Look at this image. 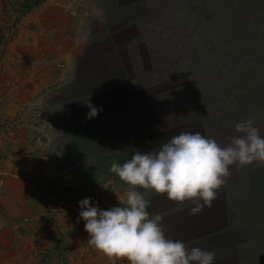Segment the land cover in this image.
Wrapping results in <instances>:
<instances>
[{
	"label": "crops",
	"instance_id": "crops-1",
	"mask_svg": "<svg viewBox=\"0 0 264 264\" xmlns=\"http://www.w3.org/2000/svg\"><path fill=\"white\" fill-rule=\"evenodd\" d=\"M55 6L42 3L16 23L0 61V123H9V135L0 132V172L12 177L24 173L30 181L28 188L19 189L14 182L13 198L7 194L2 199L0 239L11 235L13 245L4 252L8 246L1 243L0 264L20 258L27 264L37 250L31 231L47 238L43 250L51 264H127L109 260L88 243L79 202L90 197L101 210L119 206L128 186L109 171L111 163L122 165L136 150L156 151L174 135L152 145L143 125L117 122L127 107L122 99L111 101L112 92H104L120 83L119 77L128 71L117 64L122 60L115 53V40L99 22H78ZM100 40L107 43L105 51V46L98 48ZM5 81L12 86L7 92ZM87 100L102 109L92 119L86 118ZM41 114L50 125L47 144L34 142L33 127ZM221 194L219 189L211 206L196 215L190 214L191 201L176 203L151 191L145 198L150 215L162 216L166 238L218 254L229 247L226 240L231 237L227 201L219 198ZM13 216L25 217L33 229L28 224L7 233L10 227L5 222L14 220ZM17 239H25L27 245L22 247Z\"/></svg>",
	"mask_w": 264,
	"mask_h": 264
},
{
	"label": "rangeland",
	"instance_id": "rangeland-1",
	"mask_svg": "<svg viewBox=\"0 0 264 264\" xmlns=\"http://www.w3.org/2000/svg\"><path fill=\"white\" fill-rule=\"evenodd\" d=\"M42 3L60 6L59 9L78 22L88 19L94 25L99 22V27L103 25L106 28L112 40H115V53L122 60V62L117 61V64L121 67L126 66L128 70L125 77H119L120 83L104 91L112 92L109 96L111 101L118 102L122 99L127 107L121 111L123 114L119 115L121 117L119 119L122 120L118 119V115L115 116V120L118 119L117 122L131 120L133 125H143L142 129L151 136L152 145L162 144L163 139L169 134L175 136L180 132H200L206 137L215 139L221 146H226L232 137L237 135L235 125L248 119L255 121L254 126L259 129L260 135L264 136L263 81L262 85L251 84L249 80L239 83V76L233 74L224 82L212 76L210 70L206 68L203 69L206 74L204 82L199 83L198 79L194 81V77H203L202 71L194 72L187 56L179 54L174 61L167 60L162 47L168 52L170 49H177L179 43H181L179 50L186 49L183 43H194L199 46L202 33L188 28L192 24L187 25L180 32H172L171 26L165 23L168 18L151 14L149 5L145 7L144 0H42L39 5ZM11 9L12 7L8 12ZM134 11L135 14H133ZM25 15L17 21L9 18L7 14L2 15L0 1V61L3 58L5 46L15 33L16 23L20 22ZM152 19H154L153 23ZM197 32L199 35L196 34ZM101 33H98L99 36ZM157 45L159 49L156 48ZM104 46L105 51L107 43L100 40L98 48L103 49ZM111 52H114V48L110 49L109 53L112 54ZM160 57H166V62H157L156 59ZM209 66L211 64H207L206 67ZM197 68L199 69V66ZM241 71L243 70L239 71L241 75L251 77L248 72ZM4 87L6 92L12 88L7 81L4 82ZM195 98H197L198 106L194 101ZM171 100L175 102H168ZM166 106L170 108L167 109ZM172 110L178 111V116L185 111L189 113L183 114L185 116L180 119L167 116L162 119L157 118L166 114L167 111L171 113ZM21 114L18 115L19 118ZM15 119L18 121V117ZM7 124L9 123H5L4 126ZM1 127L3 126L0 123ZM229 170L231 176L220 188L222 194L219 198L227 201L225 208L229 217L231 237L226 240L229 247L215 254V262L216 264H264V164L253 162L243 167L232 165ZM2 173L1 171L0 207L1 202L5 200L4 196L9 194L13 198L14 182H17V187L20 186L18 189L28 188L30 185L24 173H22L24 177L16 174L15 178ZM17 210L23 209L17 207ZM231 217L235 219L234 222L231 221ZM5 224L10 227L7 231L10 234L11 230L17 232L20 226H27L29 222L25 217H14V220L11 219ZM27 228L33 229L30 224ZM31 233V239H34V247L37 250L27 259V264H51L50 256L43 250L47 238L42 235L38 237L36 234L39 231L36 233L31 231ZM41 237H44L45 242ZM25 239H17L21 241L22 247L27 245ZM220 240L225 241L223 238ZM12 242L11 235L5 236L0 239V247L2 244L7 245L8 248L3 251H10ZM1 252L0 249V257ZM17 261L13 264H23L20 262L21 258ZM69 262H72V259Z\"/></svg>",
	"mask_w": 264,
	"mask_h": 264
},
{
	"label": "clouds",
	"instance_id": "clouds-1",
	"mask_svg": "<svg viewBox=\"0 0 264 264\" xmlns=\"http://www.w3.org/2000/svg\"><path fill=\"white\" fill-rule=\"evenodd\" d=\"M85 105L89 108L87 119L102 111L88 100ZM254 125L251 119L237 123V135L226 146L200 132H180L157 151L136 150L122 165L113 161L109 171L128 190L118 201L119 206L107 210L92 205L90 197L79 202L88 243L109 260L127 264H213L214 251L189 248L179 240L166 238L162 216L150 215L145 193L166 195L176 203L191 201L194 206L190 214H199L205 206H211L217 191L231 176L230 166L264 164V136Z\"/></svg>",
	"mask_w": 264,
	"mask_h": 264
},
{
	"label": "trees",
	"instance_id": "trees-1",
	"mask_svg": "<svg viewBox=\"0 0 264 264\" xmlns=\"http://www.w3.org/2000/svg\"><path fill=\"white\" fill-rule=\"evenodd\" d=\"M0 1L2 15L7 14L9 18L17 21L39 5L42 0ZM144 2H146L145 7L149 5L151 14L168 18L165 23L171 26L170 31L180 32L189 24L193 25L188 27L193 31H201L199 46L194 43H183L186 49L179 50L181 45L179 43L177 49H170L168 52L162 47L167 60L174 61L181 54L187 56L194 72L202 71L203 77H194L195 82L196 79L199 83L204 82L206 74L203 69L207 68L212 76L224 82L229 76L237 74L240 78L239 83L249 80L251 84L262 85V81L264 82V0H144ZM10 7L12 9L8 12ZM198 32L197 35H199ZM156 48L159 49V45ZM170 51L172 53H169ZM156 61L166 62V57H160ZM207 64L211 66L206 67ZM240 69L243 70L241 72H248L251 77L241 75ZM195 85L197 86V83ZM196 100L197 98L194 99L197 105ZM188 113L189 111H185L178 116V111L172 110L171 113L167 111L166 114L157 118L162 119L167 116L180 119Z\"/></svg>",
	"mask_w": 264,
	"mask_h": 264
},
{
	"label": "built area",
	"instance_id": "built-area-1",
	"mask_svg": "<svg viewBox=\"0 0 264 264\" xmlns=\"http://www.w3.org/2000/svg\"><path fill=\"white\" fill-rule=\"evenodd\" d=\"M43 114L39 115V122L34 125V142L39 144H47L48 143V130L50 128V125L47 121H45L42 117ZM3 127L0 128V132L4 135H9L8 127L7 125L4 126V124H1Z\"/></svg>",
	"mask_w": 264,
	"mask_h": 264
}]
</instances>
